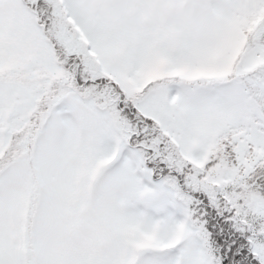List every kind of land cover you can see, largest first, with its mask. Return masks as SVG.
Returning <instances> with one entry per match:
<instances>
[{"label": "rangeland", "instance_id": "rangeland-1", "mask_svg": "<svg viewBox=\"0 0 264 264\" xmlns=\"http://www.w3.org/2000/svg\"><path fill=\"white\" fill-rule=\"evenodd\" d=\"M37 1L0 0V264H258L240 254L264 237V187L228 156L232 139L215 145L252 103L235 82L257 58L234 53V0ZM35 84L47 105L21 130L11 114L34 106ZM166 139L175 168L146 166Z\"/></svg>", "mask_w": 264, "mask_h": 264}, {"label": "trees", "instance_id": "trees-1", "mask_svg": "<svg viewBox=\"0 0 264 264\" xmlns=\"http://www.w3.org/2000/svg\"><path fill=\"white\" fill-rule=\"evenodd\" d=\"M224 3L232 4V0H219ZM235 7L237 9V13L240 16V22H239V29L242 31V44L239 52L238 58L242 59L241 66H243V60L245 61V57L249 53H253L254 58L256 57L257 59L253 60L251 63L250 61L246 65V67L243 69L244 71L242 72L241 75H239L235 80V82H238L245 90L246 96L251 98L252 103L249 105L246 111H244L245 114L249 115L252 119L255 118V123L250 126L249 122L247 120H244L243 118H240L239 122L236 124H227L225 128H223L221 131L218 132V138L215 142V145H218L222 141H227L228 137L229 139H232L234 141V144L232 142H229L231 147L234 145V149L230 150L231 152L228 154V156L232 157L231 159L234 158L235 156V151L236 150V158L244 163L243 167L244 169L247 168V171L249 173L248 179H251L252 177L255 176V179H257L256 185H262L264 187V138L261 139V141H256L254 139V135L259 133L262 137H264V0H259L256 3L250 4V6L247 8V3H245L243 6L234 0ZM37 4H42L41 0L37 1ZM43 5V4H42ZM242 10V12L239 10ZM75 54V53H74ZM71 54V55H74ZM81 54L76 51V56L70 58V65L74 69V60H77V57H80ZM58 57V56H57ZM57 61V59H56ZM52 69V68H51ZM100 71V68L98 69ZM22 71L27 72V67H24ZM53 72H56L58 70L52 69ZM78 69H77V76H78ZM84 73L87 72V69L83 70ZM106 69H102V73H105ZM19 74V72L17 73ZM20 75V74H19ZM4 80H0V83ZM8 82V81H6ZM56 84L57 86V82ZM200 85L206 84V82H203L202 84L199 83ZM231 83L229 84V86ZM36 86V99L34 102V106L31 108H25L17 112H12L11 115L16 116L19 120L23 121L19 127H22L24 130L28 126V121H26L27 117H29V114L33 112V115L30 117L29 125L30 123H35L38 118L34 116V113H37V110L34 107H39V103L41 105L43 104L44 107L47 105V100L45 98V93L43 91L42 95L39 97V91L41 90V85L40 84H35ZM120 86V85H119ZM122 87V86H121ZM146 89H149V87H145ZM123 92H126V88H121ZM125 89V90H124ZM151 89V88H150ZM162 92V93H161ZM150 90L145 94L140 97H138V109H141L140 107H149V104H153L151 99L156 95L155 93L157 92H151ZM149 94L148 98L147 95ZM159 94L166 95V92L160 91ZM49 95V94H48ZM141 99V100H140ZM37 102L36 106L35 103ZM106 111H103L104 116H106ZM143 113V112H142ZM144 114V113H143ZM24 118V119H22ZM36 118V119H35ZM42 120H38L35 127H36V134L39 136V125L41 124ZM261 125V126H260ZM230 129V130H229ZM263 130V131H262ZM11 134L14 136L13 131L10 133V140L12 141ZM171 134V133H170ZM168 134V135H170ZM167 135V136H168ZM221 137V138H220ZM164 143V144H162ZM169 144L170 146L172 145L171 142H169L168 139L165 141H162L160 143V148H157L153 144H149L146 146V158H145V165L148 166L147 164V158L149 156V159H152L156 156V162L155 165L158 168H161L163 171L166 169H174L175 164L170 162L171 157L169 156L170 149L163 148ZM172 143L176 144L175 141H172ZM137 144V143H136ZM222 144V143H221ZM133 146V144L131 145ZM169 146V147H170ZM136 149L140 147H144L142 144H137L135 145ZM172 147V146H171ZM177 150L178 155L182 157V159H186V154L181 151V149L178 148V144L174 146ZM29 148H33V145L30 144ZM173 158L177 157V153L175 150H173ZM35 154V153H34ZM168 154V155H167ZM176 155V156H174ZM28 155L25 157L27 158ZM34 156V155H33ZM237 156H240L239 158ZM35 158V157H34ZM219 159H222V156H218ZM30 160V157L27 158ZM152 161V160H151ZM0 164L2 165V161H0ZM32 164V162H31ZM205 163L200 164L201 166H204ZM33 165V164H32ZM152 165V170L156 171V166ZM127 167V165H125ZM113 169V168H112ZM234 176H237L236 171L234 170V175L227 179V182L225 185L228 184L230 179H232ZM249 182H244L242 192L246 194L248 199H252L253 195H258L260 190H258L255 187H248ZM264 193V191H263ZM32 191L29 192V196L27 199L33 198ZM40 194V190L38 191V195ZM229 196V191L224 192L222 194L216 195L214 199H219V200H226V198ZM36 200V198H34ZM28 202V201H27ZM38 202V201H37ZM31 202H29L30 204ZM36 204V202H35ZM227 206V205H226ZM228 207V206H227ZM227 207H225L224 212H229ZM214 209V207H212ZM220 210V209H219ZM230 210H232L230 208ZM236 212V211H235ZM240 219V220H239ZM233 219L231 221V226H233V223H243L245 222L248 225V228L250 227V223L247 221H244L243 219L239 218ZM256 225L257 229H261V221L253 222L251 224ZM254 231L252 230V233ZM236 233V232H235ZM243 250L245 253H241L240 256L243 257V263L246 262L247 258L252 259L254 262L258 264H264V237L260 236L259 240H252L251 237H248L245 239V243L243 245Z\"/></svg>", "mask_w": 264, "mask_h": 264}]
</instances>
